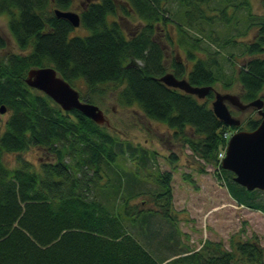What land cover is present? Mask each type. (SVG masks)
I'll list each match as a JSON object with an SVG mask.
<instances>
[{"label": "trees", "instance_id": "obj_1", "mask_svg": "<svg viewBox=\"0 0 264 264\" xmlns=\"http://www.w3.org/2000/svg\"><path fill=\"white\" fill-rule=\"evenodd\" d=\"M126 2L145 21L131 37L110 18L117 14V0L89 1L80 11L81 25L89 30L84 35L72 34L76 27L55 13L56 8L69 10L73 0H0V12L9 16L7 26L20 49L0 57V106L11 110L0 132V264H264V246L257 235L231 240L230 249L222 241L207 240L195 250L173 246L159 256L151 251L136 234L145 235L151 245L153 215L176 222L172 173L157 177L161 189L153 198L160 211L138 208L130 202L136 193L130 187L142 182L139 175L146 171L149 150L121 141L77 108L63 109L25 81L29 68L54 66L91 103L98 85L120 84L122 101L137 102L149 118L166 122L177 135L187 133L194 154L218 163L238 204L264 212L256 199L260 190L236 183L234 175L231 181L233 172L221 166L218 152L230 127L212 111L213 95L200 99L160 80L167 70L166 54L155 33L158 24L171 19L165 0ZM178 29L184 37L185 30ZM256 35L243 45L249 56L236 77L245 102L264 100V19ZM5 46L0 35V48ZM187 54L191 68L173 56V73L193 85H214L217 61L195 58L191 50ZM80 81L87 86L85 95L76 86ZM259 118L246 120V129L254 130ZM34 145L51 156L39 167L22 155ZM6 152L17 154L16 165L5 163ZM120 154L137 161L135 171L119 160ZM171 236L170 231L161 240L168 242Z\"/></svg>", "mask_w": 264, "mask_h": 264}, {"label": "rangeland", "instance_id": "obj_2", "mask_svg": "<svg viewBox=\"0 0 264 264\" xmlns=\"http://www.w3.org/2000/svg\"><path fill=\"white\" fill-rule=\"evenodd\" d=\"M89 1L92 0H73L69 10L80 14ZM117 1V14L110 15V18H116L126 36L131 37L145 25V21L129 7L126 0ZM122 6L129 9L128 13L121 10ZM164 8L167 17L171 19L166 24H158L155 36L165 49L166 71L173 72V56L184 61L187 69L191 68L193 62L187 59V51L191 50L195 58L217 61L218 66L213 67L218 75L213 85L215 90L242 95V84L236 77L238 68L246 60L245 57L249 56L243 45L253 42L257 37L258 24L264 19V0H165ZM187 10L190 11L186 15ZM190 19L193 20L192 25H189ZM8 20L7 13L0 12V35L6 40V46L0 48V57L20 51L7 26ZM179 26L185 30L184 37L179 32ZM71 33L84 35L89 30L81 25ZM84 84L80 81L76 86L85 95L87 86ZM121 90L122 86L114 82L98 85L92 91V103L103 111V125L110 133L118 136L121 141L130 142L134 147L149 150L148 166L143 171L145 174L139 175L142 182L130 187L136 192L130 202L141 209L160 211V203L153 198L161 189L157 177L166 171L172 173L171 207L176 222L169 223L160 213L153 215L152 244L149 245L142 233L136 234L139 241L158 256L166 254L173 246L174 249L195 250L207 240L222 241L230 249L231 240L246 239L253 235H257L264 246V212L238 204L230 194L228 178L221 172L218 163H209L194 154L185 140L187 133L177 135L176 130L166 122L149 118L137 102L122 101L118 94ZM232 110L242 121V128H246V120L259 116L252 107ZM10 112L8 108L0 112V132L5 128V120ZM187 131L192 135V131ZM22 155L36 167L51 157L46 148L35 145L23 151ZM118 157L127 169L136 170L137 161L130 159L128 154H120ZM4 159L9 165L17 164L16 153L6 152ZM259 190L256 199L264 205V189ZM170 231L173 234L167 240L170 243L166 240L163 242L161 239Z\"/></svg>", "mask_w": 264, "mask_h": 264}, {"label": "water", "instance_id": "obj_3", "mask_svg": "<svg viewBox=\"0 0 264 264\" xmlns=\"http://www.w3.org/2000/svg\"><path fill=\"white\" fill-rule=\"evenodd\" d=\"M55 13L60 17L67 18L75 27L81 24L80 15L75 11L56 8ZM160 80L168 86L195 94L199 98L205 97L213 88L211 85H193L187 78H179L173 72L167 71L160 76ZM25 81L32 88L49 95L63 109L77 108L87 117L103 123L104 113L99 106L84 100V98L82 99L79 90L59 75L54 66L29 68ZM239 98L237 94L217 91L212 102V111L225 124L240 125V118L233 116L227 106L226 100H228L242 110L255 107L260 115V122L254 130L240 129L231 135L221 165L223 168L234 172L236 183L245 186L249 190L264 189V100L257 97L245 103ZM6 110V105L2 104L0 112Z\"/></svg>", "mask_w": 264, "mask_h": 264}, {"label": "flooded vegetation", "instance_id": "obj_4", "mask_svg": "<svg viewBox=\"0 0 264 264\" xmlns=\"http://www.w3.org/2000/svg\"><path fill=\"white\" fill-rule=\"evenodd\" d=\"M210 90H211V92H209L208 95H210V94L214 95L215 88H212V89H210ZM205 97H207V96H205ZM226 103H227V106H228L229 110H230L232 113H233V110H232L233 108H235V109H241V108H239V107H237V106L231 104L228 100H226ZM242 127H243V125H242Z\"/></svg>", "mask_w": 264, "mask_h": 264}, {"label": "built area", "instance_id": "obj_5", "mask_svg": "<svg viewBox=\"0 0 264 264\" xmlns=\"http://www.w3.org/2000/svg\"><path fill=\"white\" fill-rule=\"evenodd\" d=\"M220 156H223V153L222 152L220 153Z\"/></svg>", "mask_w": 264, "mask_h": 264}]
</instances>
